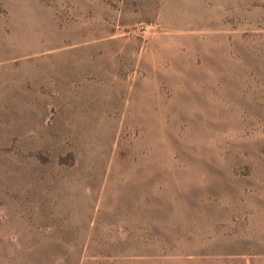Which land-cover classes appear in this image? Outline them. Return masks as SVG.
Masks as SVG:
<instances>
[{"label":"rangeland","instance_id":"1","mask_svg":"<svg viewBox=\"0 0 264 264\" xmlns=\"http://www.w3.org/2000/svg\"><path fill=\"white\" fill-rule=\"evenodd\" d=\"M0 264H264V0H0Z\"/></svg>","mask_w":264,"mask_h":264}]
</instances>
